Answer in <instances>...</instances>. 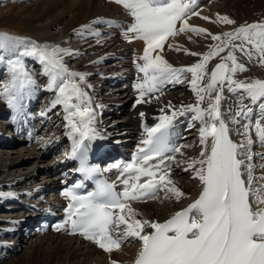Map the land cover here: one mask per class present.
<instances>
[{"label":"snow or ice","instance_id":"obj_1","mask_svg":"<svg viewBox=\"0 0 264 264\" xmlns=\"http://www.w3.org/2000/svg\"><path fill=\"white\" fill-rule=\"evenodd\" d=\"M113 2L131 17L121 33L123 38L129 43L142 40L145 45L136 62L142 76L134 85L137 98L133 107L159 100L165 84L183 83L185 74H190L188 83L195 102L175 106L169 101L153 126L144 125V138L131 161L113 165L119 171L120 190L116 182L104 179L97 180L95 190L86 195L75 191L81 184L66 189L67 216L56 229L70 228L72 234L79 233L109 254L120 250L125 242L137 240L140 247L132 264H264V151H253L254 145L264 148V79L237 78L248 70L237 53L249 63L264 67V19L214 34L189 20L197 16L226 25L236 21L227 14L217 13L214 20L201 16L198 0ZM102 23L117 24L96 18L75 29L74 34L99 35L94 25ZM189 32L213 43L207 51L197 53L170 42ZM165 44L199 59L176 67L162 55ZM78 55V51L60 44L0 31V65L8 73V79L0 84V99L21 112L36 86L25 58L38 61L47 77L46 90L55 94L48 111L62 106L65 134L72 141L69 156L79 160L77 171L90 179L100 170L88 163L89 153L94 143L105 137L95 126L96 112L85 87H91L86 84L89 73L71 70L65 62V57ZM217 58L219 62L209 70V63ZM225 90L237 96L227 113L222 111ZM139 115L143 118L145 113ZM180 117H189V127H195V122L200 125L201 151L185 161L184 170L192 171L201 191L162 222L138 218L140 213L132 202L157 199L161 191L165 199L186 198L171 177L174 154L182 155V149L188 147L171 142V130ZM230 123L239 127L231 128ZM234 131L238 140L233 139ZM103 148V144L95 143L96 151ZM110 264L119 262L111 260Z\"/></svg>","mask_w":264,"mask_h":264},{"label":"bare ground","instance_id":"obj_2","mask_svg":"<svg viewBox=\"0 0 264 264\" xmlns=\"http://www.w3.org/2000/svg\"><path fill=\"white\" fill-rule=\"evenodd\" d=\"M210 1L213 2L212 6L210 4V6L208 7L204 6V3ZM201 6L207 8L206 13L202 8H200ZM67 7L68 10L76 12L74 17L75 21L73 23L64 24L63 22L56 21L42 25L40 24V21H37L35 23L27 24L26 31L28 33V36L36 40L37 42L60 44L63 47H68L70 49L78 51L79 55L74 57L76 60L74 65L69 66L68 64V60L73 57H65V62L71 70L89 73L87 79H92V76L97 75V73H95L96 68H100L105 63V61H107L106 59H109L111 61L113 69L108 71L107 67H103L105 68V71H103V75H101L99 79L111 83L109 84V87L113 88L111 90V93H107V89L103 86L100 89H91V87L89 88L87 86L85 87L92 99V107L96 112L95 126L98 131L105 137L102 141L95 142L104 145L102 151H96L95 143L93 145V153L99 152L96 156L98 157V160H103L108 156L114 157L115 153H104L105 150L111 151L114 144L118 143L122 144L121 146L133 147L132 152L130 151L131 153L124 155V157L122 158L120 157V159H116L114 162H111L104 167H99L98 160H96L95 166L100 170L99 173L105 174L106 177L112 182H116L117 190H120L122 186L117 180L119 171L115 169L113 165L131 161L133 154L137 152L138 147L141 146V140L144 138V125H147L149 127L153 126L157 122L156 117L161 114L160 109L167 105L169 101L172 103V105L175 106L195 102V95L191 91L188 83L190 74H185L187 79H185L183 83L165 84L162 89L163 95L160 96L159 100L153 99L150 103H141L133 107L137 98V91L134 85L137 83L138 78L142 76V74L138 73L137 71L136 62L138 57L143 54V48L145 45L142 40H133L131 43H129L122 36L121 33L125 30L127 24L131 22V17L121 5L114 3L113 0H69ZM263 8L264 0H198V10L201 11V16H208L211 17L212 20H214L217 13L227 14L230 18L236 21V24L226 25L222 23H213L197 16L191 17L189 23L192 25L207 28L214 34L224 31H230L233 29V26L235 28L240 24H243L245 21H254L257 18V12H262ZM96 18H102L103 20H113L116 21L117 24L115 26H110L107 23L94 25V28L96 30L100 29L102 31V33L100 32V34L96 36L86 35L84 37H80L74 34L75 29H79L81 25L88 24ZM52 28H55L56 33L51 32ZM189 37H191V39H189ZM170 42L173 44L182 45L183 48L188 49L190 52L197 53H203L207 51L208 45L210 43H213L210 38L198 36L191 32L186 34H179L174 39H171ZM162 55L165 56L169 63L173 64L176 67L190 65L197 62V60L199 59L198 56L186 54L184 51H176L175 49H170L168 48L167 44H165ZM237 55L238 57H240V61L245 63L246 67L248 68L246 72L239 73L237 78L244 79L245 77H256L264 79V70L261 66H259L255 62L249 63L247 61V58L243 57L240 53H237ZM218 62V58L211 61L209 63V70L214 67L215 63ZM34 63V67H41L39 71L40 74L32 75L36 80V86L31 95L26 97L24 102H33V100L37 98V96L43 90L46 91L45 85L47 83V77L42 74V66L40 65V63ZM0 69H3L1 68V65ZM107 72H110L111 74H106ZM0 74L2 75L1 70ZM180 89L185 90L180 92ZM50 92L53 93L54 98V92ZM95 95L104 96H102V98L100 97V100H97V98L94 97ZM105 95L109 98L110 96H115L117 97V99L114 102L112 101V104L108 106V104L111 103H108V101L111 100L105 98ZM156 95L159 94L157 93ZM224 95L226 99L222 102V111L227 113L228 109L232 108L236 103L237 96L235 95L236 97L233 98L234 94L227 92V90H225ZM0 101V114H3L7 110L6 107L8 106L2 99H0ZM32 106L33 105L31 104L30 108ZM50 107L51 105H49L48 108ZM225 107L227 108V111L225 110ZM109 109L110 111H108ZM54 110H56V112L53 114L52 112ZM140 112L145 113V116L143 118L140 117ZM29 114V109L22 110L19 113L15 111V115L11 122L12 127L18 128L20 124L24 122V120H27L31 117V115ZM63 116L64 112L62 106H57L55 108H52L50 111H46L45 124H50V127L57 128V131L48 139V142L44 144L43 147H39L40 150L38 152L35 150L36 153H34V148H30L31 150H29L30 152L28 151L29 154H27L30 155L29 158L18 156L10 159H3L0 157V199L13 197V194H15L13 188L19 189L25 187L26 189V185H31L33 189H38V184H35L34 180L36 178V175L43 173V175H45L46 177L44 179L46 180L43 181L42 188L44 189V191H51L52 195H56L55 198H58V203L63 202V205L60 208V214H62V211L65 210L69 203V200L63 195V192L66 190L65 187L71 185V181L68 182L67 180L71 175L74 178H78L77 168L76 166H74V163L79 164L78 159H73L69 156L72 147V141L65 134L66 122L64 121ZM225 119H228L227 115L225 116ZM26 123H28V121H26ZM229 126L231 128L239 127L238 125H232L231 123L229 124ZM199 127V122H195V127H189V117H180L176 121L174 128L171 130V142L172 144L177 146L181 145V142L179 141L181 139L189 138L192 136L197 137L198 142L196 147L194 148L195 153L189 156L191 158L197 157L201 151V145L199 144ZM33 132L34 129L32 127L30 133L26 132L23 136L28 143L31 140L33 141L31 137ZM232 136L235 140L239 139V136L236 135L235 131L232 133ZM253 138L255 139L254 136ZM14 144H12L8 148L11 150L14 149L12 154H17L18 150L16 148H13ZM59 146H63V148H61L63 149V153L60 157H57V159L52 164L41 170L37 168L40 165L37 167L34 166L37 163L35 162V160L38 161L39 158L45 156ZM0 147H7V145L5 144V139H2L1 136ZM182 150L184 151L186 149ZM32 151L33 153H31ZM253 151H257L255 145L253 146ZM184 154L186 156L188 155L187 153ZM168 155L173 154L168 153ZM33 158H35V164L31 166L32 169L30 171L26 173H13L14 171L10 170L11 168L20 169V166L22 164L30 162V160H32ZM256 159L258 161V158ZM183 168H186V163H184ZM55 175H61V183H59L60 181H56L55 178H53V176ZM171 177L176 182V184L185 192L186 198H182L180 201H176L175 199H167L168 205H166V207L157 206L156 208L152 207V205L140 207L138 209L140 217L138 218L159 220L162 222L163 220L169 218L175 211L186 207L189 203H191L195 198L198 197L199 192L201 191V186L198 179L193 178V182L186 183L183 182V180L181 181L180 179L175 177V175L172 173ZM40 186L41 185H39V187ZM31 190L32 189H30V191ZM2 191L5 192L2 193ZM25 194L29 195L31 194V192H29L28 190L25 192ZM147 200L148 199L144 200V203L149 202ZM135 204H133V206ZM47 216L51 215L49 214ZM57 219L65 220L66 216L64 215L57 217L56 219H52L48 224V228L40 229L43 234L47 229L51 230L50 236L45 239V243H50L51 247L50 245L48 246L49 253L43 251L42 257L41 255H39L36 256V258H33V264H51V261L55 258H57V260L55 259L57 261L56 264H67L70 262L71 258L76 259L78 257H80L82 262H85V264H93L96 261V256L98 254H107V252L100 249L94 242L84 238L78 233L77 236L82 237L84 241H88L89 243L92 242V245H94V247L90 246L89 244V246L86 244H82V242L77 241V239L76 241L73 239L78 248H72V245L70 244L73 237L67 239V236H58L59 232L63 233L66 231H70V228H65L58 231L54 223V221H56ZM12 222L13 223H10L11 225H9L10 227L6 229V232H9L10 234L14 230H19L20 227L27 226L30 223V220L23 218L14 219ZM41 238L43 239V237ZM18 241L21 244L23 242V238L21 237ZM139 247V241L135 240V246L129 247L130 249L121 248L118 251H113L111 254H108L111 257V260H116L119 262V264H132L139 250ZM81 248H85L86 250H84L83 252H78ZM40 250L41 247L38 246L34 248L33 253L39 254L41 252ZM58 261H60V263H58Z\"/></svg>","mask_w":264,"mask_h":264},{"label":"rangeland","instance_id":"obj_3","mask_svg":"<svg viewBox=\"0 0 264 264\" xmlns=\"http://www.w3.org/2000/svg\"><path fill=\"white\" fill-rule=\"evenodd\" d=\"M68 2L69 0H0V31H7L11 34L29 37L26 31V26L29 23H35L37 21H40V24L42 25L50 23V22H56V21L63 22L64 24L73 23L75 21L74 17H75L76 12L68 10V7H67ZM210 2L204 3V6L206 7L210 5L212 6L213 2L211 3ZM204 6H201L200 8H202L204 12L206 13L207 8L206 7L204 8ZM261 19H264V8L262 9V12H259V13L257 12V18L254 21H259ZM254 21H251V22H254ZM245 22L251 23L250 21H245ZM98 31L99 33L100 32L102 33L100 29ZM51 32L56 33L55 28H52ZM106 60L107 61H105V63L100 68H96L95 73H97V75L92 76L93 77L92 79H86V83L87 85H91V89H100L103 86L107 89L108 91L107 93H111V90L113 88L109 87L108 85L109 83L102 79L99 80L101 75H103V71H105V68L103 67H107L108 71L113 69L112 68L113 65L111 64V61L109 59H106ZM68 61H69L68 63L69 66L70 65L72 66L75 64L76 60L73 57V58H70ZM34 62H38V61H36L33 58H26L25 60L28 71L32 75H35V74L38 75L40 74L39 71L41 67L40 66L34 67V64H35ZM1 68L3 69H0L2 71V75L0 74L1 75L0 84H2L5 80L8 79L7 69L3 65H1ZM262 69L264 70V67H262ZM106 74H111V73L107 72ZM184 90L185 89L183 90L180 89V92ZM102 96L95 95L94 97L97 98V100H100L99 98L100 97L102 98ZM235 97L236 96L234 95L233 98ZM52 98H53V93H51L48 90L46 91L43 90L37 96V98L33 100V102H29V101L23 102L22 110L29 109V113H30L29 115H31V117L27 120H24V122L21 123L18 128L7 126L8 122L11 123L15 115V110L9 107H6L7 110L3 114H0V136L2 137V139H5V143L7 145L15 143L13 148H16L18 150L17 154L16 153L12 154L14 149L11 150L8 147H4V148L0 147V157L1 158L10 159V158L18 157V156L29 158L30 155H27L30 152L29 150L34 148L33 151L36 150L38 152L40 150L39 147H43L44 144L48 142V139L56 133L57 128L50 127V124L49 125L45 124L46 115L42 116L40 114L41 112H46L49 109L48 107L49 105H51L50 102L51 100L54 99ZM105 98H108L111 100V101H108V103L111 102L108 104V106L112 104V101L114 102L117 99V97L115 96L113 97L110 96L109 98L106 95H105ZM31 104L33 106L30 108ZM226 109L227 108L225 107V110ZM108 111H110V109ZM55 112L56 110H54L52 113L54 114ZM26 121H28V123H26ZM32 127L34 129L33 134L35 136L32 134L34 136L33 138V136L31 135L33 141L31 140L28 143L24 139L23 136L25 135L24 133L26 132L30 133ZM11 135L14 136V139L12 141H10V138L7 137ZM185 139L179 140L181 142L180 144L187 145L188 147L183 148L186 150L184 151L182 150L183 152L182 155L180 153L174 154L176 159L174 162H171V167H172V174H174L175 177H177L181 181L183 180V182L191 183L193 182L192 172L190 170L185 171L184 170L185 168L183 167H184L185 161L191 158L189 156L195 153L194 148L197 145L198 139L196 136H192V137L185 138ZM26 143L28 146L26 145ZM63 146H59L55 148V150L39 158L40 161L39 159L37 161L35 160V158H33L32 160H30V162L22 164L20 166V169L11 168L10 170H13L14 171L13 173H19V172L26 173L32 169L31 166H33L35 162H37L34 165L35 167L40 165L37 168L40 170L44 169L48 165L52 164L57 159V157L61 156V154L63 153V149L61 148H63ZM255 146H256L257 151H264V148H261L259 145H255ZM124 148L125 150H123ZM126 148H130V147H124V146L122 147L121 145H116V146L114 145L112 150L114 151L115 155H124L128 151V149ZM33 151L31 153H33ZM36 151L34 153H36ZM184 153H187L188 155L186 156ZM118 157L120 156H117L116 158ZM112 160H115V158ZM112 160L103 162L101 166L107 165L106 163H109V161H112ZM59 177L60 175L59 176L57 175V177L56 175L53 176V178H55L56 181H61V179H58ZM44 178L46 177L45 175H43V173L36 175L34 183L38 184V189H33L31 185H26V189L25 187H22L23 189L13 188V190L15 191V194H13V197H6V198L0 199V264H33L32 263L33 258H36V256H39V255H41L42 257L43 251L46 253H49L48 246L50 245L51 247V244L45 243L46 242L45 239L50 236L51 230L50 229L46 230L44 234L42 232H38L37 230L45 223V220H46L45 218L47 217V215L54 214L57 212L58 198H55L56 195H52L51 191H47V192L44 191V189L42 188L43 187L42 183L43 181L46 180ZM39 185L41 186L39 187ZM30 189H32L33 191L32 190L30 191ZM28 190L29 192H31V194L29 195L25 194V192ZM4 192L5 191H2V193ZM164 195H165L164 192L161 191L158 193L157 199H148L147 201L149 202H145V203H144V200L132 202L133 204L136 203L135 204L136 206L134 205L133 207L137 211L140 207H146L150 205L156 208L157 206L166 207V205H168V202H167V199L164 198ZM23 218L29 219L32 226L27 227V228L20 227L19 230L17 231L14 230L12 231L11 234L9 232H6V229L10 227L9 225L13 223L12 221L14 219H23ZM20 235L23 238V242L21 244L18 241L21 238ZM59 235L60 236L64 235L63 237L67 236V239H70L73 237L71 239V244H70L72 245L71 246L72 248L74 247L76 249L78 248L77 244H75L74 242V240L76 241V239L77 241L82 242V244H86V245L89 244L90 246L94 247L92 243H89L88 241H84L79 236L71 235L69 232H64V233L59 232L58 236ZM41 237H43V239ZM38 246L41 247V250H40L41 252L39 254L33 253L34 248ZM132 246H135V240H129L128 242H125L121 246V248L128 249L129 247H132ZM84 250L86 249L81 248L78 252H83ZM107 254L106 253H101L100 255L98 254L96 256V261L93 264H107V263L110 264L111 257L109 256V254L108 255ZM55 259L57 260V258ZM55 259L51 261V264L57 263ZM58 263H60V261H58ZM67 264H85V262H82L81 258L78 257L76 259L71 258L70 262ZM89 264H92V263H89Z\"/></svg>","mask_w":264,"mask_h":264}]
</instances>
